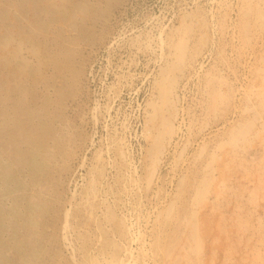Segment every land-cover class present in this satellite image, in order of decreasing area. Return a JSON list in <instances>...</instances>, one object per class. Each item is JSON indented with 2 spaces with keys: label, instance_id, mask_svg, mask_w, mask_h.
<instances>
[{
  "label": "rangeland",
  "instance_id": "1",
  "mask_svg": "<svg viewBox=\"0 0 264 264\" xmlns=\"http://www.w3.org/2000/svg\"><path fill=\"white\" fill-rule=\"evenodd\" d=\"M112 2L107 32L94 47L83 51L88 59L77 86V101L67 103L66 113L79 132L70 168L61 173L62 182L54 181V190L63 203L56 206L54 199L49 207L39 210L41 213L36 209L44 217L41 225L46 222L45 230L34 232L32 240L45 252L41 264H83L78 234L88 238V251L94 254L103 232L122 247L124 259L129 257L137 264H163L170 259L163 252L169 250L170 240L163 238L157 245L154 238L159 232L168 235L172 231L176 236L168 237L171 242L177 240L174 251L186 248L189 264H264V61L260 59L262 52L254 47L260 28L250 35L242 33L240 0H72L70 7L85 8L89 15L79 13L69 21H56L44 48H52L56 32L59 41L78 33L73 32L71 24H81V17L87 25L99 28L94 14H100V7ZM179 39L187 50L173 94L177 103V112L171 118L175 134L170 144L167 137L166 148L156 163L157 172L152 174L146 116L151 112L150 101H158L154 84L162 68L176 61L174 44ZM42 66L36 84L39 91L45 90L46 83L55 88L68 85V77L56 74L48 63ZM213 89L219 90L222 98L218 97L216 112L209 94ZM251 106L254 110L249 111ZM250 115L256 124L253 130L250 134L241 132L237 141L242 140L232 144L235 139L228 140V127ZM223 140H228L229 145ZM203 178L210 180L204 185L205 198L202 196L200 201L194 188ZM91 179L94 189L90 190ZM183 201L188 203V212L195 215L201 241L192 240L187 229L174 224ZM58 206L62 209L54 217L52 210ZM66 209L69 226L65 234L69 242L63 239ZM109 212L114 218L108 219ZM119 221L128 224L124 232L118 228ZM52 233L57 238L50 241ZM194 246L197 254L190 251Z\"/></svg>",
  "mask_w": 264,
  "mask_h": 264
},
{
  "label": "bare ground",
  "instance_id": "2",
  "mask_svg": "<svg viewBox=\"0 0 264 264\" xmlns=\"http://www.w3.org/2000/svg\"><path fill=\"white\" fill-rule=\"evenodd\" d=\"M71 1L72 0H0V264H41L42 263L41 258L42 255L45 254V252L44 250L41 249V247L38 244L33 243L32 241L35 238L34 232H36L37 230L40 231L39 229L41 228L45 230L44 227L46 222L43 225H41L43 223L42 220L44 217L43 215L42 216L39 215V213H41L39 210L45 209L47 206L49 207L50 203L54 199H55L54 204L56 206L62 205L63 203L62 197L59 195V193H57L56 190H54L55 189L54 181L57 182L60 181L61 173L67 171L70 168L69 167L70 162L71 160H73L72 157L74 156L76 150L75 148L78 145L77 134L79 132L78 128L74 125V123L70 120L69 116L66 113L68 109L67 103L69 101H73V100L75 101L76 100L75 98L78 96L79 93L77 86L81 84L80 80L85 71L86 59H88L86 55H85L86 58H84L83 55L85 53H83V51L86 47H90V48L94 47L101 39L103 33L105 34V32H107L105 31V27L108 21V16L111 13L110 12L111 7L113 6V2L107 6L103 5L104 7H100V14L98 15L94 14L95 24H97L99 28L96 25L94 26L87 25L84 22V17L80 16L81 17L80 20H82L81 24L79 25L71 24V28L73 32L75 31L78 33L71 36H66L62 38L61 41L57 39L58 37V34H56L57 32L54 33L55 34L53 38L54 45L50 50L49 49L46 50V48H44V44L47 43L46 36L48 35V33H51L50 31L52 25L56 21H64L66 19H68L69 21V19L71 20V18H73L74 15L79 13H85L89 15V12L86 11L85 8L79 6L74 7V5L70 7ZM121 1L122 0H114V3L115 2L120 3ZM240 2L242 3V4L239 3L240 13L242 14V16H240L242 20L241 21L239 20L241 22L240 23L241 31L242 33L248 35L249 32L251 33V31L260 28L261 36L258 33L259 37L258 40L255 41L254 47L259 49L260 52H262L260 59L264 61V32L262 33V31H264V0H240ZM252 22L253 24H251ZM185 27L186 26H184V28ZM57 29L59 28L57 27ZM179 41L180 39L178 40V42L176 41L177 43L175 42L176 44H174L176 61L175 62L173 61V63H170L168 66H164L159 74V78L155 81L154 88H156L157 93L159 95L158 101H152V102L150 101L151 112L149 116H146L148 117V119L146 120L149 125L148 133H146L147 134L146 137L149 140L147 155L152 160V164L150 167L151 169L149 171L150 173L152 172V174L154 172H157L155 171V169L157 168L156 163L159 164L160 156L161 154L163 155V150L165 147V142L167 137H168V143L170 144L173 135L175 134V128L173 126L171 118L174 117L173 115H175L177 112V103L173 94H175V86L178 85L177 73L181 71L183 68L184 58L187 50L186 44ZM45 63L51 65L52 69L56 72V74L58 73L59 75H65L66 77H68L66 80L69 79V83L65 88H55L52 83L51 84L46 83L44 84L45 86L44 91L42 89H41L42 91L38 90L36 85L37 78L40 77L41 67H43L42 65ZM261 75L263 74L261 73ZM263 76L261 78H263L264 80ZM41 81L42 80H40V82ZM208 82L209 80L207 81V83ZM50 87H52L51 88L52 91H50ZM209 94L211 95L210 101L214 103L213 109H215L218 97L221 98V92L219 90L213 89ZM226 98L227 96H225V99ZM248 104H250V100L248 101ZM243 107L245 106L243 105ZM253 108L254 106H251L249 108V111L250 109L252 110ZM216 111L217 110L215 109V112ZM255 125L253 122V117H251V115L249 119L245 121L243 120L237 122L236 125L228 127L230 130L228 134L229 135L228 140L231 141L232 139L230 138H233L235 139L234 143L233 142L231 143L237 144L238 141L242 140L240 139L237 141V138L241 136L240 135L241 132L242 134H245V132L250 134L249 132L253 130V126ZM262 125L264 124L262 123ZM80 138L82 137L80 136ZM228 140H225L226 142L224 140L223 141L227 143ZM223 141H221L222 144ZM240 144L242 145L241 142ZM232 146L235 147V145ZM229 169L231 170V168ZM96 171L98 172V170ZM94 173H93V177H94ZM231 174L229 175L230 178L232 176ZM208 180L207 178H203L197 180V184L193 183L196 185L194 188V192H195V196L198 199L201 198L202 196L205 198L204 194L206 191L205 189L207 187L204 188V185ZM91 183L92 186L90 184L89 189L90 188L94 189L92 179H91ZM193 184H192V188L194 186ZM221 184H222L221 186H223L222 182ZM219 197L217 198L219 199ZM198 199L195 200L198 201ZM69 201L72 200L70 199ZM176 201L177 200L175 199L173 202ZM186 201H183L182 203V205H184L183 209L180 212L176 213V216L174 214L175 219L174 218L173 219L174 221L175 220L177 221L174 222V224L177 223L179 227L181 228L184 227L185 229H187L188 236L192 238V240H199V238L202 236L198 237V234H200V232H198L197 234V229H198L197 222L195 218L193 219V216L195 215L192 216L188 212L187 209L188 203H185ZM191 201H193V199ZM170 203L172 204L171 201ZM177 205L178 204H176V206ZM238 208L240 207L238 206ZM36 209L39 213L36 211ZM60 209H62L61 206H58V208L54 207V209L52 210V214L51 213L50 214L54 215L55 217L59 214V211H61ZM169 209L171 210V208ZM169 209L167 208V210ZM185 209L186 212H184ZM194 210L195 209H193V211ZM68 211L69 210L67 209L66 211H64L65 213L62 223L63 239L66 241H68L67 236L65 234L69 226ZM73 213L76 214V212ZM105 215L107 216L108 214ZM108 216H109L108 219L114 218V215L110 214V212ZM260 222L261 221H259V223ZM126 224L127 223L125 222V225ZM125 225L123 224V221H119L118 228H120V230L124 232ZM52 226L55 225L53 224ZM87 227L88 226H86V228ZM85 230L86 229H84V231ZM127 231L129 232V230ZM257 231L259 230L257 229ZM159 233L154 238L155 243L157 245L160 244L161 241H164L162 240L163 238H166L165 241L170 240L169 242L170 244L167 243L169 245V250L166 249L167 251L165 250L163 251L165 255L170 259L168 260L166 259V261H163V264H189L190 263L188 256L189 252L185 250L186 248L183 251H179V252L174 251V249L176 250L177 240L174 239L175 241L171 242V239L176 236V233H173L172 231V233L170 232L168 234L171 239L168 237L166 233L165 234H162L161 232ZM112 235H114L113 232ZM129 235L128 237H130ZM53 237L54 239L57 238L56 235L52 233L49 240L51 241ZM93 238L96 239L94 236ZM76 239L78 240L79 244L82 243V245L79 246V251H81L80 253H82L81 262L83 264H90V262H94V264H137L136 261L131 262L133 260H131L129 257L127 260H129L130 263L121 256L120 253L122 247L118 245L116 240L111 238V236H109L106 232H103L99 235L98 241L100 244L96 248H94V252H95L94 254L88 251V238L82 237L80 234H78V238ZM199 241H201V238ZM178 246H180V244ZM195 246L192 248L190 247L191 250L189 249L192 253L196 252ZM163 247L164 245L162 244V248ZM160 248H158L157 250L159 252H162L160 251L161 250ZM129 252H127V254ZM160 256L162 257V255Z\"/></svg>",
  "mask_w": 264,
  "mask_h": 264
}]
</instances>
